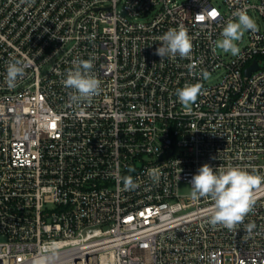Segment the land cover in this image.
Masks as SVG:
<instances>
[{
  "label": "built area",
  "instance_id": "1",
  "mask_svg": "<svg viewBox=\"0 0 264 264\" xmlns=\"http://www.w3.org/2000/svg\"><path fill=\"white\" fill-rule=\"evenodd\" d=\"M217 2L0 0V264H264V183L232 230L179 192L205 163L264 176V0ZM238 9L257 30L233 56L215 42ZM180 25L191 58L160 61ZM10 58L27 64L13 88ZM80 59L100 91L74 106L62 81ZM196 83L185 108L177 89Z\"/></svg>",
  "mask_w": 264,
  "mask_h": 264
},
{
  "label": "clouds",
  "instance_id": "2",
  "mask_svg": "<svg viewBox=\"0 0 264 264\" xmlns=\"http://www.w3.org/2000/svg\"><path fill=\"white\" fill-rule=\"evenodd\" d=\"M25 2L26 0H21V3ZM232 15L233 19H229L223 26L221 38L215 42V48L236 56L240 52L236 42L243 38L245 32H255L257 24L245 9H238ZM218 16L219 13L216 12L215 17ZM159 40L161 44L155 49L154 54L160 57V61L165 57L175 58L177 55L180 58H191L193 44L183 25L178 28H170L159 37ZM26 67L27 64L24 61L10 58L6 66L5 77L9 88L15 87L18 78L24 76ZM188 67L189 70H194L196 65L190 64ZM92 68L93 61L91 59L74 60L73 68L67 72L66 78L62 81L65 88L71 89L69 101L72 105L78 106L82 102H88L99 93L100 81L91 75ZM209 75L206 70L202 71L204 79H207ZM176 94L180 103L185 108H189L202 94V84H186L183 88L177 89ZM129 171H134V169L129 168ZM147 175L154 182H158L161 171L151 168L147 170ZM189 183L192 199L210 197L214 202L210 224H222L232 230L238 224L243 223L245 216L251 211L255 203L253 190L264 183V176L238 166H230L216 171L213 166L205 163L198 168ZM123 184L126 190L138 186L131 176L123 177ZM246 227L251 231L256 225L249 223Z\"/></svg>",
  "mask_w": 264,
  "mask_h": 264
},
{
  "label": "rangeland",
  "instance_id": "3",
  "mask_svg": "<svg viewBox=\"0 0 264 264\" xmlns=\"http://www.w3.org/2000/svg\"><path fill=\"white\" fill-rule=\"evenodd\" d=\"M217 3L219 4L220 3V0H218ZM245 39H246V32H245L243 38L241 39L242 42H239V41L236 42L238 44L239 48L243 45V43L245 42ZM229 54H230V52H229ZM179 192L182 195L189 194V193H191V186L189 184H187V183H181L180 184V187H179Z\"/></svg>",
  "mask_w": 264,
  "mask_h": 264
},
{
  "label": "water",
  "instance_id": "4",
  "mask_svg": "<svg viewBox=\"0 0 264 264\" xmlns=\"http://www.w3.org/2000/svg\"><path fill=\"white\" fill-rule=\"evenodd\" d=\"M257 68V63L254 62L250 67L247 68V73H250L252 69H256Z\"/></svg>",
  "mask_w": 264,
  "mask_h": 264
},
{
  "label": "snow or ice",
  "instance_id": "5",
  "mask_svg": "<svg viewBox=\"0 0 264 264\" xmlns=\"http://www.w3.org/2000/svg\"><path fill=\"white\" fill-rule=\"evenodd\" d=\"M210 16H212L213 18L216 16V12H211L210 14H209ZM201 19H203V17H201Z\"/></svg>",
  "mask_w": 264,
  "mask_h": 264
}]
</instances>
